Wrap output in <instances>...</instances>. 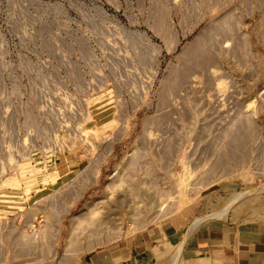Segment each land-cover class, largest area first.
Listing matches in <instances>:
<instances>
[{
    "label": "rangeland",
    "instance_id": "obj_1",
    "mask_svg": "<svg viewBox=\"0 0 264 264\" xmlns=\"http://www.w3.org/2000/svg\"><path fill=\"white\" fill-rule=\"evenodd\" d=\"M202 221L264 230V0H0V264Z\"/></svg>",
    "mask_w": 264,
    "mask_h": 264
},
{
    "label": "crops",
    "instance_id": "obj_2",
    "mask_svg": "<svg viewBox=\"0 0 264 264\" xmlns=\"http://www.w3.org/2000/svg\"><path fill=\"white\" fill-rule=\"evenodd\" d=\"M148 233L137 252L145 259L146 253L156 255L157 247V264H264V230L238 229L220 221L185 227L173 223L157 227V246L148 241L153 231ZM134 252L126 249L111 253L106 263L117 264Z\"/></svg>",
    "mask_w": 264,
    "mask_h": 264
},
{
    "label": "bare ground",
    "instance_id": "obj_3",
    "mask_svg": "<svg viewBox=\"0 0 264 264\" xmlns=\"http://www.w3.org/2000/svg\"><path fill=\"white\" fill-rule=\"evenodd\" d=\"M233 198V197H232ZM237 198H238V196H237ZM235 199V198H234ZM230 200V199H229Z\"/></svg>",
    "mask_w": 264,
    "mask_h": 264
}]
</instances>
